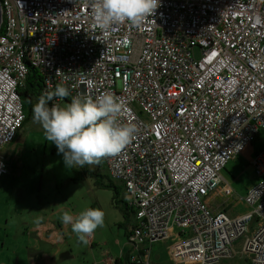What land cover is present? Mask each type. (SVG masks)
Returning a JSON list of instances; mask_svg holds the SVG:
<instances>
[{
	"label": "built area",
	"instance_id": "obj_1",
	"mask_svg": "<svg viewBox=\"0 0 264 264\" xmlns=\"http://www.w3.org/2000/svg\"><path fill=\"white\" fill-rule=\"evenodd\" d=\"M0 1V178L2 149L25 117L19 91L30 69L44 93L61 83L70 100L111 93L125 106L120 122L137 128L119 154L102 158L130 199L129 263L149 264L151 246L176 229V264L237 254L264 264V151L250 162L258 181L240 199L244 214L207 204L227 163L264 130V0H161L140 25L110 33L97 25L94 0Z\"/></svg>",
	"mask_w": 264,
	"mask_h": 264
},
{
	"label": "rangeland",
	"instance_id": "obj_2",
	"mask_svg": "<svg viewBox=\"0 0 264 264\" xmlns=\"http://www.w3.org/2000/svg\"><path fill=\"white\" fill-rule=\"evenodd\" d=\"M260 132L259 138L235 160L228 162L222 172V187L232 190V195L221 194L211 200L229 217L247 211L240 198L256 183L255 172L249 163L255 152L264 151V130ZM15 144H18L15 155L8 164L6 160L7 174L0 180V234L6 230L8 241L15 247L13 251L18 250L26 259L33 261L45 259L47 264H103V258L115 261L123 258L127 251L129 259L133 258V247L125 239L124 228L120 226L124 220L119 210L130 199L120 182L107 177L102 162L99 166H87L88 170L95 169L97 174H103L106 178L102 180L88 176L83 168L66 169L62 155L57 154L55 146L44 139L42 128L32 118L19 131ZM77 177L80 180L73 182ZM111 183V188H107ZM114 187L117 191L115 199ZM116 200L118 206L115 207ZM85 207L102 210L105 222L104 227L92 234L90 241L87 239L86 243H81L70 226L61 223L60 216L68 210L75 216ZM128 224H133L131 213L127 228ZM27 229L29 233H24ZM242 240L235 242V248L241 245ZM4 242L3 238L0 239V247ZM90 242L94 244L92 247ZM156 243L149 253L148 263L173 264L167 259L166 245L160 244L164 242ZM11 252L9 248L7 255ZM221 264L249 263L245 255L237 254Z\"/></svg>",
	"mask_w": 264,
	"mask_h": 264
},
{
	"label": "clouds",
	"instance_id": "obj_3",
	"mask_svg": "<svg viewBox=\"0 0 264 264\" xmlns=\"http://www.w3.org/2000/svg\"><path fill=\"white\" fill-rule=\"evenodd\" d=\"M161 0H94V15L99 29L110 33L123 23L138 26L152 17ZM69 89L62 83L54 91L38 97L32 107V120L43 130L44 139L55 146L62 155L66 169H82L98 163L102 158L119 154L134 138L137 128L131 123H121L124 111L122 101L111 93L95 98L69 97ZM57 101L51 103L53 100ZM105 213L85 207L73 216L63 211L60 221L70 226L81 243H86L98 228L104 227Z\"/></svg>",
	"mask_w": 264,
	"mask_h": 264
},
{
	"label": "trees",
	"instance_id": "obj_4",
	"mask_svg": "<svg viewBox=\"0 0 264 264\" xmlns=\"http://www.w3.org/2000/svg\"><path fill=\"white\" fill-rule=\"evenodd\" d=\"M0 3H1V1H0ZM0 11H1V22H0V38H1L2 37V34H3V30H4V18H3V14H2L1 5H0ZM52 91H54V90H52ZM19 92H20L19 95H20L22 107H23V110H24V113H25L24 120H23V122L21 124V127L19 129V131H20L23 128L24 124H26L27 122H29V120H31V118H32V107H33V105L35 103H37L38 97L41 96V95H43V94H45L44 93L43 84H42V81H41V77L39 76V74H38L37 71H35L33 69H30L29 70V73H28V76H27V78L25 80L24 86L20 89ZM54 100H55V98H54ZM68 102H70L69 97L65 98V100L62 101V103H68ZM51 103H53V101L50 102V106H51ZM19 131L17 132L16 137L12 141V143L17 139ZM100 162L103 163V160L101 159L96 164L99 166ZM87 166L88 165H85V167L83 168V170L86 171V173L88 174V176L95 177L96 179L99 177L101 180L104 179V178H106L103 174H97L95 169H93V170H90L89 169L88 170L87 169ZM1 178H0V180H1ZM78 180H80L79 177H77L76 179H73L72 181L73 182H77ZM99 183L102 184L101 182H99ZM111 185H112V183L109 184L106 187L107 188H111ZM113 194H114V199H115L116 196H117V191H116V188L115 187L113 188ZM116 205L118 206L117 200L114 201V206L116 207ZM119 210L121 211L122 218L124 220V223L123 224H120V226L124 228V237L126 239H128L129 235L131 234L132 225H129L128 224V228H127L126 227V222L129 221L130 213L133 216V212H132L131 209H129L127 207L126 203H123L120 206ZM128 260H129V257L128 256H124L123 258L116 259L114 262H115V264H131V263H129Z\"/></svg>",
	"mask_w": 264,
	"mask_h": 264
},
{
	"label": "crops",
	"instance_id": "obj_5",
	"mask_svg": "<svg viewBox=\"0 0 264 264\" xmlns=\"http://www.w3.org/2000/svg\"><path fill=\"white\" fill-rule=\"evenodd\" d=\"M261 133V132H260ZM260 133H259V135H258V137L256 138V140L259 138V136H260ZM16 145V146H15ZM17 145L18 144H15V141L12 143V144H10L9 146H7V147H5V148H3L2 149V154H3V156H4V158H5V161L7 160V164H8V162H10L11 161V159L13 158V156L15 155V150H16V147H17ZM257 153H260V152H255L254 154H253V156L255 155V154H257ZM236 159V158H235ZM234 159V160H235ZM9 160V161H8ZM251 162V161H250ZM228 165V164H227ZM227 165H226V167H227ZM249 166H250V168L253 170V172H254V169H253V167L250 165V163H249ZM226 167L223 169V171L222 172H224L225 171V169H226ZM222 172H221V178H222ZM254 175H255V173H254ZM255 181H256V183H257V181H258V179H257V177L255 176ZM222 182H223V178H222V181H221V184H220V186H219V189H218V191L217 192H215V194L212 196V197H210L208 200H207V204H208V207L212 210V211H214V212H224V211H221L220 209H218V208H216L213 204H212V202H211V200H214V198H215V196H220L221 194H224V195H228V194H226V190L227 189H229V188H224V187H222ZM256 183H254L250 188H252ZM249 188V189H250ZM248 189V190H249ZM247 190V191H248ZM229 191H230V194L229 195H232V190H230L229 189ZM247 191L244 193V195L247 193ZM243 195V196H244ZM242 196V197H243ZM214 197V198H213ZM213 198V199H212ZM241 199V198H240ZM230 208V207H229ZM246 212V211H245ZM244 212V213H245ZM225 213V212H224ZM244 213H242V214H244ZM238 215H240V214H238ZM235 217V216H234ZM28 230V229H27ZM29 233V230L28 231H26V232H24V233ZM177 230L176 229H173L172 230V232H171V236H170V238L168 239V240H166V241H163L164 243H160V244H165L166 245V256H167V259L168 260H170V262L171 263H173V264H176V263H174V262H172L171 261V258H170V256H169V250H170V247H171V245L175 242V240L177 239ZM4 239V243L3 244H1V247H0V264H47L46 263V260L45 259H42V260H38V259H36L35 261H33V260H30V259H26L25 258V255H23V254H21V252H19L18 250H16V251H13V249L15 248V247H13V242H10V241H8V238H9V235L7 234V232H6V230H5V232L4 233H1L0 234V239ZM126 239V238H125ZM45 242V241H44ZM46 243H48V241L46 242ZM155 244H157V243H154L152 246H151V250L153 249V247H154V245ZM94 244L92 243V245H91V247L93 246ZM9 248H10V250H12V252H11V254H9V255H7V253L9 252ZM128 251L125 253V255L124 256H128ZM123 256V257H124ZM117 258V257H116ZM118 259H120V258H118Z\"/></svg>",
	"mask_w": 264,
	"mask_h": 264
},
{
	"label": "flooded vegetation",
	"instance_id": "obj_6",
	"mask_svg": "<svg viewBox=\"0 0 264 264\" xmlns=\"http://www.w3.org/2000/svg\"><path fill=\"white\" fill-rule=\"evenodd\" d=\"M90 243H91V242H90ZM90 245H92V243H91Z\"/></svg>",
	"mask_w": 264,
	"mask_h": 264
}]
</instances>
